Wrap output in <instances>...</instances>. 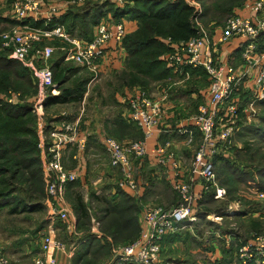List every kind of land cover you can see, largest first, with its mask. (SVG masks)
<instances>
[{
  "label": "rangeland",
  "instance_id": "1",
  "mask_svg": "<svg viewBox=\"0 0 264 264\" xmlns=\"http://www.w3.org/2000/svg\"><path fill=\"white\" fill-rule=\"evenodd\" d=\"M10 1L0 0L1 22H12L10 20ZM49 1L61 4L62 0ZM243 1L245 0L236 2L235 0H188L189 4L193 6V19L197 28L201 27L205 30L219 24L222 25L226 17L232 13L231 10L241 6ZM75 6L77 5L73 4L71 8H75ZM228 6H231V8L229 9ZM261 40H264V36L261 37ZM52 45L55 48L49 60L50 64L55 57L63 55L65 65L77 67V69L69 71L67 76L69 80L66 85L74 86L80 80L87 79L83 80L86 82L87 89L82 101L79 103L55 105L50 108L44 106L43 100L37 101L34 96L23 95L20 91L22 104L28 102L34 104L33 113L36 116V126L39 135L38 150L43 185L36 181L29 183L26 181L28 175L21 177L19 180L13 179L10 174L4 175L3 178L9 179L7 183L16 188L17 191L14 195L25 199L30 206H28L27 211L20 207L16 212L12 213L10 212L11 208L0 209V254L10 264H35V259L43 255L40 247L41 239L44 234H50L67 247L65 251L57 250L52 252L57 260L58 258L61 261L67 260V255L71 251V264H114L117 261L115 256L116 248L127 245V243L115 241L114 228L119 222V216L117 217L119 210L113 205L118 203L126 205L129 195L123 194V192H119L116 196L112 195L113 191H117V184L122 177V173L119 168L111 163L110 156L105 151L102 141L106 138H113L118 142L126 143L143 138L138 137L132 129L123 134L121 137L123 139H118L114 136L119 135L118 131L121 128L116 124L118 123L120 112H123L128 107L126 105L128 96L135 93L137 89H145L147 94L154 99L165 95L166 100L171 99L174 107H176V109H173L175 113L182 114L184 111V113H187V115L185 114L186 118H188L193 116L197 112L198 106L205 101L202 99H204L203 96L206 97L207 95V84L209 81L207 82L203 74H199V78H191L190 76L184 78L182 75H177V73L172 71L165 78L150 81L147 86L142 84L128 86L126 76L122 70L124 66L119 69H98L97 71H92L87 67L77 65L72 60L66 59L67 50L70 47L67 41L62 42L55 39L52 41ZM0 52L8 55L7 52H10V50L3 49ZM45 67L50 69L53 85L59 89V83L54 80L51 66L45 65ZM37 83L38 89L43 87L40 80ZM53 85L45 87V96L48 88H52ZM192 92H194V100L190 99ZM57 94L59 93L56 92L55 95ZM125 99L126 102L121 103ZM83 107L84 110L81 111ZM253 112V114L246 113L249 114V121L245 122L246 117L242 116L239 124L240 129L236 132L238 135L235 138L233 137L232 140L233 146L235 145L237 148L229 150L230 157L233 158L232 161L237 164L240 171L235 170L234 178H231V171L223 169V163L222 165L217 163L214 165L216 181L218 184L220 182L223 183L221 185L226 189V200L209 203L199 202L196 211L204 213L199 216L194 214L192 222H185L183 227L188 230V233L187 230H184L176 237L167 239V242L165 240L163 246L168 251L163 250L162 252V264H213L214 262H210V258L205 255L204 251L207 249L204 250L203 248V246L210 247L213 244V240L215 245L220 248L221 257L226 259L223 248H227V244L232 249L235 248L237 253V249L241 244L256 236H264V215L260 217L261 214L259 212L257 213L260 219L257 220L248 215L239 216L240 214L226 215L227 217L220 219L222 217L220 216V210L224 207H230V203L233 204L236 200H240V202L236 201L234 204L241 205L242 212L245 213L248 212L246 208H249L250 211L252 204L257 206V203L262 201L259 207L264 212V209H262L264 206L263 200L259 198L256 199L258 201L252 203L253 200H248V195L244 196L239 192L240 189L247 186L248 181L252 180L257 181L260 186L264 187V103H257ZM79 116H81L79 122L80 133L84 131L90 134V144L87 141L85 153L82 155L83 167L86 164L85 171H88V174L87 180L80 181L79 178L67 189L66 201L73 212L69 221L72 228V231H70L68 222H63L50 213L51 198L48 193V185L51 177L46 167L50 158L51 146L55 142L54 137L51 136V131L59 130L60 128V130L64 129L67 123L75 121ZM46 126H48L49 130L45 129ZM98 132L102 133L101 136H103V138L100 137V140L95 135ZM122 140L126 141L123 142ZM165 141L171 143L169 139ZM183 144L184 142L182 141L181 146ZM181 149L179 147V152ZM75 152L76 149L71 146L66 148L64 157L70 170L77 168L82 160L80 158L77 161L73 158ZM176 152L179 154L178 149ZM138 164H136L137 168L135 170L136 177L140 180L143 179L147 187V204L145 206L173 207L178 202L177 195L171 191L165 180H162L160 170L156 169L161 179L155 183L148 176L153 171V167L140 169ZM234 179L238 181H234ZM6 185L4 181H0V192L7 188ZM80 198L84 202L86 209L83 214L76 209ZM255 223H259L258 229L253 226ZM190 229L193 230L192 233L189 231ZM223 232L228 236L222 235ZM217 236H220V238L217 239ZM221 243L225 245L221 247ZM230 258L228 264H238L233 255ZM203 259L205 261H202Z\"/></svg>",
  "mask_w": 264,
  "mask_h": 264
},
{
  "label": "built area",
  "instance_id": "2",
  "mask_svg": "<svg viewBox=\"0 0 264 264\" xmlns=\"http://www.w3.org/2000/svg\"><path fill=\"white\" fill-rule=\"evenodd\" d=\"M86 0H66L56 4L49 0H11L9 2L11 17L21 22L0 21V50L9 49L14 57L23 60L31 69L42 88L41 98L45 97L46 86L53 85L51 71L48 67H39L38 62L50 54L48 48L40 44L49 38H61L70 44L66 59L92 71L99 68V59L105 55V47L111 38L122 42L126 34L123 21L113 29L107 21L98 24L97 32L90 40H84L69 33L61 22L50 23L63 9L70 4L82 3ZM119 5L129 0H114ZM242 12H232L222 24L219 35L212 39L209 32L198 27L196 34L178 42H171V50L163 54V58L172 71L188 77L189 68H202L208 77L205 101L197 108V112L182 121L178 128L184 136V144L191 145L195 134H199V143L192 155L190 173L192 180L201 181V191L193 189L192 182H186L182 175V161L176 152L170 149L171 143L164 141L148 148L147 141L156 129L163 125L164 103L166 96L151 98L145 89L128 96V117L143 134L140 140L126 143L113 138H106L102 143L110 156L111 163L120 169L122 177L118 182L121 189H130L139 193V183L135 177L134 160L151 161L165 169L166 180L172 191L178 196V202L170 208L146 206L142 210L138 238L131 244L119 246L115 250L117 261L114 264H161L163 239L170 234L182 230L184 223L191 221L198 209V203L207 194L214 199H223L226 190L216 181L213 159L220 153H227L233 147V137L238 131L239 88L244 80L252 75V100L264 102V45L259 39L264 32V0H245L240 6ZM27 19L42 21L43 25H32L24 22ZM199 24V23H197ZM234 37H242L244 47L241 52L242 65L235 66L220 62L214 48L227 43ZM53 94L59 93L57 87L51 88ZM1 99L9 104L21 102L20 93L9 89L1 95ZM38 100V101H39ZM67 123L62 130L51 131L54 145L50 149V158L46 167L51 180L48 193L51 198L50 213L63 222L72 218V210L66 201L67 187L78 180L77 171L70 170L65 161L66 148L76 149L73 158L77 161L87 147V140L80 133L79 122ZM259 196V197H258ZM256 199L264 201V191L255 193ZM68 229L72 231L71 224ZM53 235L44 234L41 241L42 256L35 259V264H67L57 260L53 251H65L66 245L56 240ZM71 257V251L67 255ZM239 264H264V236H256L241 244L237 250ZM0 264H10L0 254Z\"/></svg>",
  "mask_w": 264,
  "mask_h": 264
},
{
  "label": "trees",
  "instance_id": "3",
  "mask_svg": "<svg viewBox=\"0 0 264 264\" xmlns=\"http://www.w3.org/2000/svg\"><path fill=\"white\" fill-rule=\"evenodd\" d=\"M87 2L83 5L75 6V8H70L67 12L61 11L50 23L61 22L65 24L67 31L71 34H76L75 30L78 28L79 35H84L88 39H91L90 28L92 24L97 23L105 14L104 8L107 6L110 7V10L117 19L125 15L137 19L138 27L134 31L128 32L122 40V44L127 51L122 70L126 76L128 86L134 84L147 86L150 81L167 77L172 72V67L167 64L163 58V54L172 49L173 45L171 42L185 40L196 34L197 26L193 19V6L189 5L186 0H129L122 6L118 5L114 0H103L96 4H89V1ZM228 8L230 9L231 6H228ZM10 20L15 23L21 22L16 18H11ZM24 22H29L36 26L44 24L42 21H35L33 19H27ZM168 38L171 39V42H167ZM51 68L54 80L59 83L60 92L55 95L51 92V88H48L43 100L44 106L50 108L55 105L79 103L82 101L87 89L86 82L83 80L87 79L80 80L74 86L66 85V82L69 80V77H67L69 71L77 69V67L65 65L62 55L52 60ZM190 69L197 70V68ZM13 88L16 92L20 93L21 91L23 95L37 97L38 94V83L35 81L30 70L19 60L9 58L3 52H0V181H4L7 184V188L0 192V209L11 208V213L16 212L20 207L24 211H27L30 204L22 197L18 198V196L14 195L17 190L7 183L9 179L3 178L4 175L10 174L15 180L28 175L26 181L29 183L36 181L43 185L38 150L39 135L36 126V116L33 113L34 104L29 102L25 104L21 102L9 104L2 100L1 95ZM128 120L130 121L129 118ZM241 120L242 114L239 106L238 126ZM130 122L136 127L132 121ZM116 124L121 127L119 128L120 131H118L119 135H114L118 139H123L121 138L123 134L132 129L123 117H119ZM45 129L49 130L48 126ZM237 135L235 134L234 138ZM232 159L231 157L223 159L218 155L213 159V162L214 165L216 163L222 165L223 163L222 168L230 170V177L232 178L235 170L240 171V168ZM234 181L238 180L234 179ZM220 184L223 185L221 182ZM246 185L255 193L264 190V187L260 186L255 180L248 181ZM123 194L126 193L123 192ZM214 201L217 202L218 200H215L212 194H207L200 203ZM259 202L257 206L252 204L250 212H259L262 216L264 212L259 207L262 201ZM123 204L118 203L113 205L119 210L117 212L119 222L114 228V238L116 242L131 244L138 238L140 208L137 200L130 196L126 200V205ZM76 209L81 214L86 212L81 198L78 199ZM262 209H264V206ZM202 213L204 212H197L198 216ZM220 213V216L223 218L227 217V207L220 210ZM243 214L245 212H241L239 216ZM253 226L258 229L259 223H255ZM183 230L177 231L173 235L176 237ZM222 235L227 234L223 232ZM216 238L219 239L220 236ZM235 250L230 245L227 248H223L224 257L226 256L227 260L220 258L213 261V264H228L231 255H233L238 263Z\"/></svg>",
  "mask_w": 264,
  "mask_h": 264
},
{
  "label": "crops",
  "instance_id": "4",
  "mask_svg": "<svg viewBox=\"0 0 264 264\" xmlns=\"http://www.w3.org/2000/svg\"><path fill=\"white\" fill-rule=\"evenodd\" d=\"M64 1H66V0H62L60 3L62 4V3H64ZM87 1H89V4H96V3L102 2L103 0H86L85 2L76 3L74 5L80 6V5H83L85 3H88ZM186 2L189 4L188 0H186ZM72 5H70L66 9H63L62 12H67V10H69ZM104 9H105V14L99 19V21L97 23L92 24V27L90 28V32L89 33L92 35V38L96 34L98 24L101 21H107L108 24L111 27H113V29L116 28V24L118 22L123 21L125 26H126V34L128 32L134 31L138 27L137 19H134V18H132V17H130L128 15L122 16V18L117 19V18H115L113 12L110 10V7L107 6ZM231 11L232 12H242V13H244L243 11H240V6L236 7V8H233ZM246 13L247 12H245L244 14H246ZM64 26H65V24H64ZM221 27H222V25L219 24V25H216L215 27L207 28L206 30L209 32L211 38L215 39L219 35ZM75 32H76V34H72V35H77V36L81 37L84 40H90L84 35H79L78 34L79 33V29L78 28H76ZM262 35L264 36V32L261 34L260 39H259L261 44L264 43V40H261V37H263ZM55 39L57 41L59 40V41L65 42L61 38H55ZM55 39L54 38L45 39V40H43L40 43L43 46V48H48L50 50V52H49L50 54L46 57V59H44V60H42V61L37 63L39 66H45V65L51 66V64L49 63V60H50V58L52 57V55L54 53V48L55 47L52 45V41H54ZM167 42H169V41H167ZM244 42H245V40L242 37H234L231 40H229L227 43H224V44L214 48V51H215L214 53H215L216 57L219 59L220 62H227V63L233 64L235 66H240L243 63V60L241 58V52H242L243 47L245 45ZM7 53H8L7 57L12 58V59H17L23 65H25L30 70L32 76L34 77L35 81L37 82V79H36V77H35V75L33 73V70L31 69V67H29L23 60H21V59H19L17 57H14V55H13V53L11 51L7 52ZM126 56H127V51H126L125 47L123 46L122 42L119 43L114 37L111 38L108 41V43H107V45L105 47V55L102 58L99 59L100 60L99 61L100 62L99 70H105V69L106 70H110L112 68L113 69L122 68L124 66V62H125ZM187 70H188V77L190 76L191 78H199V76H200L199 74H203V76L205 77V79L208 82L207 74L202 68L201 69L197 68V70L188 68ZM177 75H181V74L178 73ZM182 77H183V75H182ZM207 87H208V84H207ZM251 87H252V75L244 80L243 84L241 85V87L239 88V91H238L239 92L238 103H239V106H240V109H241L242 116L244 115L246 117L245 118V122L250 120L248 115L254 113L253 112L254 111V106L257 103H262V102H256V103H254L251 106L249 105L251 100H252V89H251ZM191 94L192 95H191L190 99L194 100L195 99V96L193 95L194 92H192ZM41 95L42 94H40V89H38L37 97H35V98H37V101L41 98ZM203 97H204V99H202V100H205L206 97L205 96H203ZM44 98H43V100H44ZM124 101L126 102V99L122 100L121 103L122 102L125 103ZM83 105H84V103H83ZM126 105H128V102H126ZM173 109H176V107H174V104L171 101V99H169V100L167 99L166 102L164 103L163 125L160 128L156 129V131L153 133L152 137L147 141V145H148V148H151L155 144L164 142L166 139H169L171 141V145H170V149L171 150H173V151L176 150L177 151V149H178V152H179V147H181L182 149L180 150L179 154H177L176 151L175 152H176L177 157L180 158L181 161H182V175H183V179L186 182H192L193 189L195 191H197V192H200L201 188H202L201 181L197 180V178H195V180H192L191 173H190V159H191L193 153L195 152V149H196V147H197V145L199 143V140H200L199 134H195L194 142L191 145H184L183 144L181 146L182 141L184 140V136L179 134L178 128L182 124V121L184 119H186L187 113H184V111H183L182 114H177V113H175V111ZM83 110H84V107H83V109H81V111H83ZM246 113H249V114H246ZM125 115H126V117H125ZM120 117L121 118L125 117V119L127 118V120H126L127 124L129 126H131V128L134 130L136 135L137 136L140 135V138L143 137L142 131L137 126L135 127L134 125H132L131 122L128 120V118H129L128 117V107H126L123 112H120ZM82 118H83V116H82ZM239 127H240V125H239ZM238 129H240V128H238ZM81 135L83 137H85L86 140L89 142V137H90L89 133L82 131ZM95 135H96L98 140H100V137L103 138V136H101L102 133H100V132L96 133ZM124 141H126V140H124ZM89 144H90V142H89ZM233 148H237V147L234 145L231 149H233ZM84 153H85V151L81 154V158L83 157L82 155ZM218 155L221 158H223V159H226V157H230L229 151L227 153H220ZM133 163H134V169L135 170L137 168L136 164H138V163H139L138 166L140 167V169H144V168L147 169L148 167H153V171H151L150 174L148 175L149 179L153 180L156 183L158 180H160L162 178V180H165V182L167 183L168 187H170L169 184H168V180H166V178H165L166 174H165V169L163 167H160V166H158L156 164H153V163H151V161H148V160H142L141 161L139 159H135ZM83 164L84 163H83V158H82L81 163L78 165V167L75 166L77 168H75V169L72 168V170L77 171L78 176L80 178V181L81 180H87L88 171H85L86 170V164H85V167H83ZM156 169L160 170L161 178H159V173H158V171H156ZM135 177H136V174H135ZM136 179H137V181L139 183V186H140V189H139L140 193L136 194V193H134L133 191H131L128 188L127 189H121V188L118 187V184H117V191L116 192L113 191L112 195L116 196V195L119 194L120 191H122V192L126 193V195H129L130 197H133V198H135L137 200L139 208H140V211H141V213L139 211V217H140L139 225H140L142 210L146 207L145 205L147 204L146 203L147 202V199H146L147 187L144 184L143 179L140 180L137 177H136ZM72 184H74V183H71L69 186H71ZM68 187H67V189H68ZM171 191H172V189H171ZM172 192L174 194H176L174 191H172ZM239 192L242 195H244V196L248 195L247 196L248 200H253L252 203L255 202V201H258V200H256L255 192H252L251 188H249L248 186H245V188L240 189ZM248 192H251V193L249 194ZM158 194H160V192H158ZM251 196H252V199H251ZM177 198H178V196H177ZM225 198H226V194H225V197L223 199L226 200ZM223 199H220L218 201H222ZM236 201L240 202V200H236ZM236 201H234V203ZM234 203L233 204L230 203V205H229L230 207H227V215H229V216L230 215L233 216L235 214L238 215V214H240L242 212L241 205L234 204ZM246 209H247L246 211H248V212L243 214L242 217L248 215V216H251L253 219L256 218L255 220H257V219H260V217L263 216L262 215V216L259 217L258 216L259 214L257 212H250L249 208H246ZM195 214H197V211L195 212ZM222 218L223 217H220V219H222ZM183 229L187 230V229H185V227ZM189 231L191 233L193 232V230H191V229ZM227 236L228 235H225V237H227ZM174 237L175 236L173 234H170V235L166 236L165 240L167 242V239L174 238ZM165 240H164V242H165ZM41 241H42V239H41ZM164 242L162 244V248L163 249L161 251L160 257L162 256L163 250L168 251L167 248H164V246H163L165 244ZM172 243L175 244L174 242H172ZM220 245L222 247L225 244L222 245V243H221ZM40 247H41V243H40ZM210 247L209 246H207V247L203 246L204 250L207 249L204 252H205V255L210 258V262L211 261L213 262L215 260H219L220 258H222L221 257L222 255L220 253L221 251L219 250L220 248H218V246L215 245L214 240H213V244ZM227 247H228V244H227ZM71 259H72V257H68L67 260H64V261L62 260V261L67 263V264H71V262H70ZM59 260H61V259H59ZM202 261H205V260L203 259ZM202 261H200V263H202Z\"/></svg>",
  "mask_w": 264,
  "mask_h": 264
}]
</instances>
